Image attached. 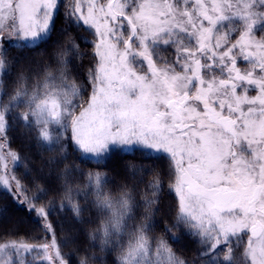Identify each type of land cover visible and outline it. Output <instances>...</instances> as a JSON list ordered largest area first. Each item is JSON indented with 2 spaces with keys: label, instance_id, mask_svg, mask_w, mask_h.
Segmentation results:
<instances>
[{
  "label": "snow or ice",
  "instance_id": "obj_1",
  "mask_svg": "<svg viewBox=\"0 0 264 264\" xmlns=\"http://www.w3.org/2000/svg\"><path fill=\"white\" fill-rule=\"evenodd\" d=\"M61 6L70 25L94 37H81L92 45L88 86L77 82L72 63L86 53L62 28L51 60L17 69L9 91L10 46L48 43ZM21 105L26 111L13 117ZM13 119L35 125L59 162L69 142L98 167L114 150H139L151 161L127 162L128 181L114 194L105 191L107 173L64 164L66 178L80 173L76 193L91 194L98 213L92 250L79 264H105L113 252L114 264H264V0H0V186L22 193L53 234L49 243L29 244L6 233L0 264H29L41 250L48 264H67L48 220L55 206L29 197L8 174L7 158L18 160L10 147L4 152ZM165 174L176 197L166 231L183 225L198 238L192 260L151 235ZM72 193L66 179L60 209L67 200L79 217Z\"/></svg>",
  "mask_w": 264,
  "mask_h": 264
},
{
  "label": "trees",
  "instance_id": "obj_2",
  "mask_svg": "<svg viewBox=\"0 0 264 264\" xmlns=\"http://www.w3.org/2000/svg\"><path fill=\"white\" fill-rule=\"evenodd\" d=\"M64 8L61 6L58 16L55 20V31L51 40L35 49L19 50L17 44L10 46L8 51L9 58H15L14 65L10 68L9 73L4 75L8 90H11L13 82L16 79L17 69L23 67L26 69H34L38 64H43L51 60L53 44L57 40L62 39L61 29L66 28L70 35L76 40L80 46V50L86 55L82 59H73V74L77 78L78 83L87 85V69L92 65V45L86 44L81 37H86L91 41L94 37L84 27L70 25L64 17ZM6 99V97H3ZM26 109L21 105L13 113H23ZM8 144L5 146L4 152L9 150L18 156L17 161H13L11 157L7 158L8 174L15 175L20 179L21 183L29 190L28 196H38L40 204H48L50 201L55 206L48 217L54 229V236L61 253L67 261V264H79L80 257L85 250H92V240L89 233L98 223V213L91 205L94 197L90 194L85 199L84 192L78 196L76 193L77 186L83 188L84 180L79 172L74 173L71 177L66 178L64 175V164H75L83 172L101 171L107 173L108 183L105 186L106 192L116 193L119 186L128 181V174L124 169V165L132 161L134 163H149L145 154L139 150L119 151L114 150L108 158L106 165L97 166V162L90 158H81L80 154L75 152L69 142L64 155L67 160L61 161V156L57 151H49L47 146L42 144L38 139L36 126L26 127L24 123L18 119L10 122L7 132ZM165 173L167 165L164 162H157ZM71 184L73 188V200L78 201L83 211L77 217L67 200L63 201L64 207L61 210L60 204L64 195L65 183ZM151 179L150 176L143 177L144 183ZM164 189L160 193L159 211L152 220L153 236H162L166 239L172 249L188 260H192L196 254L201 251L198 238L192 236L188 230L181 225L180 228L168 232L166 229L171 228L175 223L176 215V197L175 194L168 189V179L166 174L163 176ZM37 186L42 191L37 192ZM143 184L140 185L143 188ZM15 183L12 189H15ZM86 191V190H84ZM139 199V197H137ZM44 221L40 220L35 211H30V205L25 200V196L17 192L12 195L11 191L0 186V237L7 238L6 233H10L13 238H23L29 244L49 243L53 234L45 232L43 227ZM175 236V239H173ZM98 251V250H97ZM51 254V252H49ZM115 253L106 255L105 264H114ZM29 264H48L46 254L41 250L30 253L27 257ZM197 264H204L197 261Z\"/></svg>",
  "mask_w": 264,
  "mask_h": 264
},
{
  "label": "rangeland",
  "instance_id": "obj_3",
  "mask_svg": "<svg viewBox=\"0 0 264 264\" xmlns=\"http://www.w3.org/2000/svg\"><path fill=\"white\" fill-rule=\"evenodd\" d=\"M60 2H61V4L63 5L65 2H66V0H60ZM63 7V6H62ZM64 8V7H63ZM65 10V9H64ZM127 151V150H126Z\"/></svg>",
  "mask_w": 264,
  "mask_h": 264
}]
</instances>
